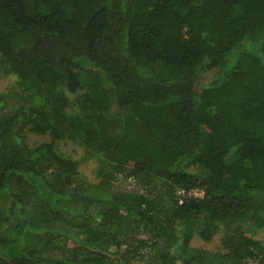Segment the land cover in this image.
<instances>
[{
	"label": "trees",
	"instance_id": "16d2710c",
	"mask_svg": "<svg viewBox=\"0 0 264 264\" xmlns=\"http://www.w3.org/2000/svg\"><path fill=\"white\" fill-rule=\"evenodd\" d=\"M4 76L0 264H264V0H0Z\"/></svg>",
	"mask_w": 264,
	"mask_h": 264
},
{
	"label": "rangeland",
	"instance_id": "374dc122",
	"mask_svg": "<svg viewBox=\"0 0 264 264\" xmlns=\"http://www.w3.org/2000/svg\"><path fill=\"white\" fill-rule=\"evenodd\" d=\"M19 89L17 81H16V77L15 76H4L0 78V95L2 93H10L11 90L12 91H17ZM71 98H73V94H69ZM16 97H13V101L16 102ZM27 136V141L30 145H34L39 141H44L45 139H47V135H42V134H37V133H32V132H27L26 134ZM58 148L59 151L64 155V156H69L72 157L74 159H77L79 157V155L81 154L80 151V147L77 146V143H75L72 140H68V139H64L61 141H58ZM83 161H81L80 165H79V171L81 173V175H88V177L90 179H93L94 174H93V167H94V162H87V163H82ZM221 232H217L216 234H214V236L212 237V239L210 241H205L203 239H201L198 236H193L190 240H189V244L192 247H199V248H203L206 250H217L220 247V237H221ZM258 239H260L262 241V243L264 244V229L259 230L258 235L256 236ZM72 243L69 242V246ZM62 245V243L60 244V246ZM112 256V255H111ZM135 264H139L138 262L134 261ZM253 261H250L247 264H254L252 263ZM257 263V262H255ZM258 264V263H257Z\"/></svg>",
	"mask_w": 264,
	"mask_h": 264
},
{
	"label": "built area",
	"instance_id": "2783aa9c",
	"mask_svg": "<svg viewBox=\"0 0 264 264\" xmlns=\"http://www.w3.org/2000/svg\"><path fill=\"white\" fill-rule=\"evenodd\" d=\"M128 187L132 188L133 183L130 182L131 180H128ZM181 198L180 199H184V198H189V197H197V198H201L204 194V190L202 189H190L188 191L185 190H180L179 191ZM181 202V200H180Z\"/></svg>",
	"mask_w": 264,
	"mask_h": 264
}]
</instances>
